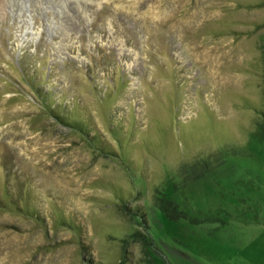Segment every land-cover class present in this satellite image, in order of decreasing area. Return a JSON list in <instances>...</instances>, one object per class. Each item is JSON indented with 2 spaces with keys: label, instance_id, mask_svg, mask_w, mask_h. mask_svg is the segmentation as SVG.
Segmentation results:
<instances>
[{
  "label": "rangeland",
  "instance_id": "obj_1",
  "mask_svg": "<svg viewBox=\"0 0 264 264\" xmlns=\"http://www.w3.org/2000/svg\"><path fill=\"white\" fill-rule=\"evenodd\" d=\"M0 264H264V0H0Z\"/></svg>",
  "mask_w": 264,
  "mask_h": 264
},
{
  "label": "trees",
  "instance_id": "obj_2",
  "mask_svg": "<svg viewBox=\"0 0 264 264\" xmlns=\"http://www.w3.org/2000/svg\"><path fill=\"white\" fill-rule=\"evenodd\" d=\"M37 91L39 92L38 94L42 97V100L45 104V107L47 109H49L50 112L53 113V116H55L58 120H60L62 122H67L66 120H68L67 116L69 115V112L66 111V107L62 106L61 103L57 104L56 100L51 99V96H50L51 93L49 94L47 92H43V91H39V90H37ZM67 124H69L73 128H80V129L88 132L86 130V125H83L84 124L83 120H81L80 122L79 121H71L70 123L67 122ZM117 131L118 132L115 133V136H118L120 129Z\"/></svg>",
  "mask_w": 264,
  "mask_h": 264
}]
</instances>
